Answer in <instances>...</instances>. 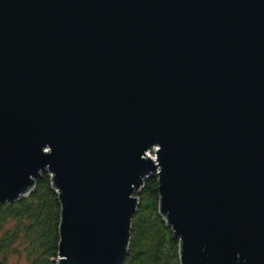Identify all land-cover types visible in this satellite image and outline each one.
<instances>
[{"label":"water","instance_id":"obj_1","mask_svg":"<svg viewBox=\"0 0 264 264\" xmlns=\"http://www.w3.org/2000/svg\"><path fill=\"white\" fill-rule=\"evenodd\" d=\"M44 173L59 264H124L153 174L182 264H264V0H0V204Z\"/></svg>","mask_w":264,"mask_h":264},{"label":"trees","instance_id":"obj_2","mask_svg":"<svg viewBox=\"0 0 264 264\" xmlns=\"http://www.w3.org/2000/svg\"><path fill=\"white\" fill-rule=\"evenodd\" d=\"M136 197L124 264H182L181 239L160 212L158 175H151ZM62 203L44 173L25 198L0 204V264L13 256L22 264H59ZM21 264V263H20Z\"/></svg>","mask_w":264,"mask_h":264},{"label":"rangeland","instance_id":"obj_3","mask_svg":"<svg viewBox=\"0 0 264 264\" xmlns=\"http://www.w3.org/2000/svg\"><path fill=\"white\" fill-rule=\"evenodd\" d=\"M29 195V194H28ZM27 196V195H26ZM25 196V197H26ZM25 197H23V198H25ZM23 198H21V199H23ZM20 199V200H21ZM19 201V200H18ZM22 264V263H24L23 261H22V259H19V257H17V256H13L12 258H11V260L9 261V263L8 264Z\"/></svg>","mask_w":264,"mask_h":264},{"label":"built area","instance_id":"obj_4","mask_svg":"<svg viewBox=\"0 0 264 264\" xmlns=\"http://www.w3.org/2000/svg\"><path fill=\"white\" fill-rule=\"evenodd\" d=\"M147 157H149V158L153 159L154 161H156V149H154L153 151H148L147 152Z\"/></svg>","mask_w":264,"mask_h":264}]
</instances>
